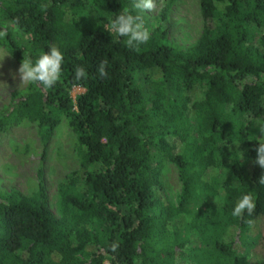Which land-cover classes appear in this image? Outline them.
<instances>
[{
    "label": "trees",
    "instance_id": "obj_1",
    "mask_svg": "<svg viewBox=\"0 0 264 264\" xmlns=\"http://www.w3.org/2000/svg\"><path fill=\"white\" fill-rule=\"evenodd\" d=\"M166 1L149 22L133 0H0V46L17 63L52 46L63 54L54 86L10 92L0 131L34 123L45 140L64 121L76 158L56 186L58 216L40 172L32 194L0 189V264H227V227H252L264 242V169L254 163L264 0H198L202 28L186 48L166 39ZM125 10L150 32L138 50L107 29ZM73 87L82 91L72 98ZM165 162L180 182L174 203L161 188ZM243 194L255 208L241 219L232 211Z\"/></svg>",
    "mask_w": 264,
    "mask_h": 264
},
{
    "label": "rangeland",
    "instance_id": "obj_2",
    "mask_svg": "<svg viewBox=\"0 0 264 264\" xmlns=\"http://www.w3.org/2000/svg\"><path fill=\"white\" fill-rule=\"evenodd\" d=\"M166 2L155 0V9L144 12L149 22H156L157 14ZM166 21L167 41L182 48L191 46L202 28L198 0H174L168 5ZM19 66L0 46V109L7 105L12 90L25 85L20 82ZM81 91V88L73 87L70 96L73 98ZM73 143L74 136L64 121H60L45 140L41 139L34 123L22 122L0 131V189H16L26 195L32 194L37 188V173L40 172L47 206L58 216L56 186L76 166ZM160 183L165 197L174 203L180 182L173 164L164 163ZM221 238L226 244L233 243L234 258L227 264H254L264 254V242L252 227L238 231L229 226Z\"/></svg>",
    "mask_w": 264,
    "mask_h": 264
},
{
    "label": "clouds",
    "instance_id": "obj_3",
    "mask_svg": "<svg viewBox=\"0 0 264 264\" xmlns=\"http://www.w3.org/2000/svg\"><path fill=\"white\" fill-rule=\"evenodd\" d=\"M156 7L155 0H133L132 9L138 12H152ZM107 29L110 34H115L117 37H125V45L129 49L138 50L139 46L145 44L150 39V32L145 27L142 15L132 14V11L125 10L120 12L113 18ZM7 35L6 31H0V38ZM63 63V54L61 51L52 46L48 51L40 54L35 61L30 57L23 58L18 68L20 82L27 84H38L44 89L51 88L60 79ZM105 62H101L98 67V75L103 78L107 75L105 70ZM75 79L79 81L86 77V71L82 66H78L74 70ZM258 130L261 133L260 139L264 141V123H259ZM256 159L254 161L261 169H264V142L257 143ZM260 183H264V175L259 178ZM255 205L250 194H243L236 203L232 215L234 217L243 218L244 213L250 216L254 211ZM248 223H251L248 221ZM115 250V246L113 247Z\"/></svg>",
    "mask_w": 264,
    "mask_h": 264
}]
</instances>
